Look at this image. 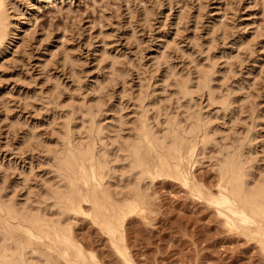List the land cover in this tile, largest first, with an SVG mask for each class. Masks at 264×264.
<instances>
[{
  "label": "rangeland",
  "instance_id": "374dc122",
  "mask_svg": "<svg viewBox=\"0 0 264 264\" xmlns=\"http://www.w3.org/2000/svg\"><path fill=\"white\" fill-rule=\"evenodd\" d=\"M6 1L12 38L0 51V188L9 200L29 207L54 183L52 151L65 121L74 111L79 117L83 104L100 102L107 140L117 148L144 108L159 132L166 116L183 114L177 82L195 80L207 66L217 69L216 99L230 96L235 103L225 110L208 91L194 93L190 109L213 123L218 139L197 157L195 179L216 190L218 152L231 145L232 151L250 133L246 154L258 172L264 167V0ZM119 171L114 184L121 200L131 192ZM150 181L143 184L146 211L129 215L124 225L135 264H264L260 244L233 231L181 181ZM72 225L101 264H125L89 217L80 214Z\"/></svg>",
  "mask_w": 264,
  "mask_h": 264
},
{
  "label": "bare ground",
  "instance_id": "6f19581e",
  "mask_svg": "<svg viewBox=\"0 0 264 264\" xmlns=\"http://www.w3.org/2000/svg\"><path fill=\"white\" fill-rule=\"evenodd\" d=\"M7 2L0 0V51L12 38ZM66 58H70L69 53ZM116 62L113 58L111 64ZM212 67H201L195 80L185 76L186 79L182 77L183 80L177 82V101L179 107L186 109L183 114L181 111L177 116H166L162 133L152 124L149 110L144 112V108L143 114L133 123V132L125 134L123 140L120 138L122 141L117 148L115 145L112 148L107 140L106 127L100 118V102L86 104L88 107L81 103L84 108L77 104L79 117L72 111L73 116L65 121L58 136L59 148L52 151L54 183H47L41 198L27 207L17 198V201H12L13 197L12 200L6 198L7 194L0 188V264H101L95 252L86 249L74 235L72 222L80 214L89 217L109 237L125 264H135L126 245L124 225L129 215L147 209L149 183L144 187V182L151 180L152 183L160 177L181 181L195 196L213 205L233 231L255 240L264 252V167L258 172L259 164L246 154L247 148H251H246L247 143L252 146L254 141L253 133H247L240 145L235 146L233 142L232 151L229 145V151L220 149L222 153L218 152L223 157L221 155L216 163L219 172L216 190L197 182L192 170L197 157L218 140L212 132L213 123L202 113L190 109L194 93L208 91L210 99L219 100L225 110L235 103L234 97L221 94L216 99L213 82L217 69ZM157 114L159 116V111ZM78 133L82 138H78ZM250 151L253 155V150ZM118 171L126 174L124 179L130 180L131 193L121 200L118 198L119 184H114Z\"/></svg>",
  "mask_w": 264,
  "mask_h": 264
}]
</instances>
